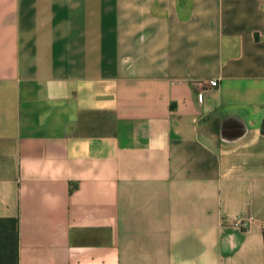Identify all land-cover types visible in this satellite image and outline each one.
I'll use <instances>...</instances> for the list:
<instances>
[{"label":"crops","instance_id":"crops-1","mask_svg":"<svg viewBox=\"0 0 264 264\" xmlns=\"http://www.w3.org/2000/svg\"><path fill=\"white\" fill-rule=\"evenodd\" d=\"M263 123L264 0H0L18 264H264Z\"/></svg>","mask_w":264,"mask_h":264},{"label":"trees","instance_id":"trees-1","mask_svg":"<svg viewBox=\"0 0 264 264\" xmlns=\"http://www.w3.org/2000/svg\"><path fill=\"white\" fill-rule=\"evenodd\" d=\"M264 133V123L262 126ZM5 228L0 229V264H18V233L15 220L0 221Z\"/></svg>","mask_w":264,"mask_h":264},{"label":"built area","instance_id":"built-area-1","mask_svg":"<svg viewBox=\"0 0 264 264\" xmlns=\"http://www.w3.org/2000/svg\"><path fill=\"white\" fill-rule=\"evenodd\" d=\"M208 85H209L210 87H215V86H216V82H215V81H209V82H208ZM202 100H203V96H202V94L200 93V94H198V101H199V102H202ZM233 225H234L235 227H241V226H245V223H244L243 219H236V221L234 222Z\"/></svg>","mask_w":264,"mask_h":264}]
</instances>
